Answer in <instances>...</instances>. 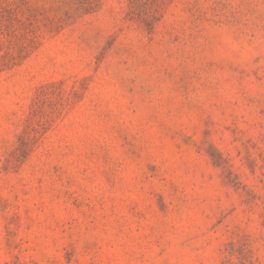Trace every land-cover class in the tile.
Listing matches in <instances>:
<instances>
[{"label": "rangeland", "instance_id": "rangeland-1", "mask_svg": "<svg viewBox=\"0 0 264 264\" xmlns=\"http://www.w3.org/2000/svg\"><path fill=\"white\" fill-rule=\"evenodd\" d=\"M0 264H264V0H0Z\"/></svg>", "mask_w": 264, "mask_h": 264}]
</instances>
